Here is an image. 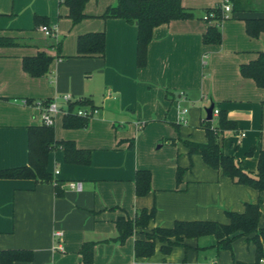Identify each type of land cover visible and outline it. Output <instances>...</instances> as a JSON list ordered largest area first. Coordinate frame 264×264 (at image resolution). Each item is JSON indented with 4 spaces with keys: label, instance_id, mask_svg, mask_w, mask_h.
<instances>
[{
    "label": "crops",
    "instance_id": "obj_1",
    "mask_svg": "<svg viewBox=\"0 0 264 264\" xmlns=\"http://www.w3.org/2000/svg\"><path fill=\"white\" fill-rule=\"evenodd\" d=\"M221 1L181 0L191 16L155 26L138 66L136 23L102 16L117 0H86L77 21L62 0H0V37L11 39L0 45V170L28 164V128L41 124L35 102L57 97L64 107L59 96L70 94L97 109L86 127H65L62 113L52 126L56 140L91 151L89 164L67 163L63 151L53 149L47 161L52 181L0 178V250L33 253L31 261L12 264H254L255 245L244 237L230 250L202 236L185 238L186 248L163 252L166 243L156 240L150 256L134 253L135 240L154 228L180 220L226 224L225 211L241 213L246 203L259 202L258 226L264 227V190L234 183L183 143L206 142L201 125L213 104L237 126L221 135L225 154L256 173L264 150V88L240 73L264 52V0H230V16L217 27L220 42H206L216 22L203 17ZM36 16L56 26V40L39 29ZM100 32L103 53L81 54L80 37ZM39 53L52 60L46 73L31 76L23 59ZM181 109L185 124L178 123ZM137 170L150 172L143 195L135 193ZM70 181L82 188H69ZM151 208L145 228L117 239V219ZM85 243L93 244L88 261L80 251ZM260 259L264 264V249Z\"/></svg>",
    "mask_w": 264,
    "mask_h": 264
},
{
    "label": "trees",
    "instance_id": "obj_2",
    "mask_svg": "<svg viewBox=\"0 0 264 264\" xmlns=\"http://www.w3.org/2000/svg\"><path fill=\"white\" fill-rule=\"evenodd\" d=\"M69 6L70 16L73 21L81 19L82 8L86 0H62ZM230 1V0H229ZM214 12L209 20H215L213 26H209L204 40L206 42H220V34L217 27L222 21V12L215 6L206 10V13ZM104 18H122L127 22H135L137 26V64L145 63L146 48L151 39V33L155 26L168 23L172 20L188 18L191 13L181 5V0H117L114 6L106 9L102 15ZM36 22L48 24L44 19L36 16ZM258 32L262 28V22L258 21ZM250 27L248 26V30ZM11 43V39L0 37V45ZM81 54L103 53L104 34L102 32L83 35L78 41ZM91 50V52H89ZM52 58L44 53L23 59V69L31 76H39L48 71ZM240 73L244 77L251 78L258 87L264 88V52L240 66ZM79 100L70 104L72 109L75 104H84ZM89 117H82L72 113L64 115L63 125L70 128H83L88 124ZM205 131L206 142L183 141L189 154H199L203 161L212 168L229 177L234 183L248 185L258 191L264 190V150H261L257 160V171H247L232 155L225 154L220 146V138L224 132L236 130V123L227 118L225 111H218L217 123L212 125L210 120L202 122ZM53 149L63 151L64 160L67 163L87 165L90 162L91 151L77 148L73 141H58L54 138L53 127L43 124L28 128V164L13 168L1 169L0 178H31L38 182L52 181V175L47 171L48 154ZM181 168H177V181H180ZM150 189V172L137 170L135 173L136 195L146 194ZM56 194H60L58 188ZM155 209L149 211L142 209L133 218H119L116 221L118 229L117 239L121 242L133 234L136 227H145L153 218ZM229 222L226 224L208 220L175 221L169 228H154V232L145 239H136L134 253L136 257H147L154 252L155 241L165 242L161 246L163 252H168L171 247L183 245L185 238H199L212 236L218 249H231L233 240L244 237L246 241H252L255 245V262L259 264L264 249V227L258 226L261 215L259 202L246 203L241 213L225 211ZM92 243H85L80 249L88 261L92 254ZM33 253L30 250L7 249L0 250V264H12L14 261H31ZM181 264H184L182 262Z\"/></svg>",
    "mask_w": 264,
    "mask_h": 264
},
{
    "label": "built area",
    "instance_id": "obj_3",
    "mask_svg": "<svg viewBox=\"0 0 264 264\" xmlns=\"http://www.w3.org/2000/svg\"><path fill=\"white\" fill-rule=\"evenodd\" d=\"M217 7L222 12V20L228 18L230 16L231 11V5L229 0H222ZM214 15L213 11H210L209 13H206L203 17L205 20H209ZM39 29L49 38L56 40V26L55 25H49V24H42L39 26ZM59 98L63 101L65 104L64 107L60 106L57 101V97L45 100V101H37L35 102V106L39 111V120L40 123L45 126H53L55 122V116L58 113H62L63 115H66L68 113H72L78 116L82 117H92L94 114L97 113V109L94 107H91L90 105H78L75 104L73 109H70L69 106L72 103H75L76 100H74L70 94H62L59 96ZM215 114L218 113V110L213 111ZM186 109L180 110V116L178 118V123L185 124V115ZM139 127L141 124L138 125ZM243 135V134H242ZM58 171H55V174H57ZM68 187L75 190H80L82 188V183L80 181H70L68 182ZM55 237H60L61 232L56 231L54 233ZM56 247H60L59 244L56 245ZM263 260L260 259V263Z\"/></svg>",
    "mask_w": 264,
    "mask_h": 264
},
{
    "label": "water",
    "instance_id": "obj_4",
    "mask_svg": "<svg viewBox=\"0 0 264 264\" xmlns=\"http://www.w3.org/2000/svg\"><path fill=\"white\" fill-rule=\"evenodd\" d=\"M213 108H214L213 104H210L205 109V112H206V120H211L212 119Z\"/></svg>",
    "mask_w": 264,
    "mask_h": 264
},
{
    "label": "rangeland",
    "instance_id": "obj_5",
    "mask_svg": "<svg viewBox=\"0 0 264 264\" xmlns=\"http://www.w3.org/2000/svg\"><path fill=\"white\" fill-rule=\"evenodd\" d=\"M139 228H140V227H139ZM141 228H145V227H141ZM153 232H154V229H152V230H151L150 232H148V233H145L144 237L147 238V235H148V234H151V233H153Z\"/></svg>",
    "mask_w": 264,
    "mask_h": 264
}]
</instances>
